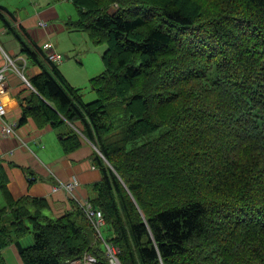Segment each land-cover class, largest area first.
Returning a JSON list of instances; mask_svg holds the SVG:
<instances>
[{
  "label": "trees",
  "instance_id": "trees-1",
  "mask_svg": "<svg viewBox=\"0 0 264 264\" xmlns=\"http://www.w3.org/2000/svg\"><path fill=\"white\" fill-rule=\"evenodd\" d=\"M69 1L68 28L106 45L92 102L2 5L0 23L41 69L20 123L62 128L66 154L99 152L102 239L78 204L50 218L0 178V264L12 244L23 264H111L105 242L117 264H264V0Z\"/></svg>",
  "mask_w": 264,
  "mask_h": 264
},
{
  "label": "crops",
  "instance_id": "crops-1",
  "mask_svg": "<svg viewBox=\"0 0 264 264\" xmlns=\"http://www.w3.org/2000/svg\"><path fill=\"white\" fill-rule=\"evenodd\" d=\"M58 4L56 0H9L4 7L15 13L33 41L47 54L52 51L64 57L71 51L68 35L78 31L68 28ZM69 16V20L75 18ZM41 22L47 24L46 28L40 26ZM0 70L5 76L1 91L4 111L0 116V178L6 180L5 188L11 201L22 197L43 198L48 202V217H61L73 209L76 201H89L94 196L91 185L101 179L93 158L95 149L83 140L79 149L66 154L60 145L62 128L54 129L50 125L38 128L31 118L20 123L24 109L35 95L29 79L40 74L41 69L26 61L18 43L1 23ZM62 75L72 87L80 88L67 79L65 71ZM95 76L89 73L81 80L87 84ZM3 124L13 126L15 135H3ZM73 178L78 180L72 192L75 201L64 189L52 192L53 186ZM5 207L7 200L0 187V208ZM24 241L26 237L20 241L23 247L32 244L24 245ZM1 255L5 264H23L15 244L4 248Z\"/></svg>",
  "mask_w": 264,
  "mask_h": 264
},
{
  "label": "rangeland",
  "instance_id": "rangeland-1",
  "mask_svg": "<svg viewBox=\"0 0 264 264\" xmlns=\"http://www.w3.org/2000/svg\"><path fill=\"white\" fill-rule=\"evenodd\" d=\"M56 1L60 3L57 5L58 10L68 22V17H70L69 15H72V17L77 15L75 6L69 0ZM0 3H3L2 6H7L9 0H0ZM67 38V41L72 43L70 46L71 51L64 56L65 58L59 54L65 62L58 64V70L60 73L62 72V74L63 71H65L67 79L72 82L74 86L82 88L83 100L86 103L92 102L96 99V93L90 86L89 82L85 84L81 78L89 73L93 76H98L103 72L104 65L102 61V54L106 50V45H92L84 31L74 32L68 35ZM76 57L78 59H76ZM63 64L66 65L62 67ZM142 141L143 140H140L139 142ZM43 215L48 217V210H44ZM31 243L32 236L28 235L26 237V241H24V245H29Z\"/></svg>",
  "mask_w": 264,
  "mask_h": 264
},
{
  "label": "built area",
  "instance_id": "built-area-1",
  "mask_svg": "<svg viewBox=\"0 0 264 264\" xmlns=\"http://www.w3.org/2000/svg\"><path fill=\"white\" fill-rule=\"evenodd\" d=\"M40 26L46 27V23H40ZM48 47V46H46ZM49 59L55 63H62V57L54 52L49 53ZM5 81V76L3 74V70H0V116L3 114V105L1 99V91L3 88V84ZM1 132L5 136L15 135V130L13 126L5 125L1 127ZM78 184V180L76 178L71 179L69 182L66 183H59L57 186H53L52 192H56L58 190L64 189L67 191L71 199L74 200V196L72 194L75 186ZM80 208L82 209L85 217L89 220L90 224L92 225L93 229L95 230L97 237L102 239V233L105 227V221L101 210L93 207L89 201L84 202H77ZM106 256L109 258L111 264H117L116 254L118 249L114 246H111L109 243H104ZM96 260L90 256L89 254H84L81 259L73 260L68 262L67 264H95Z\"/></svg>",
  "mask_w": 264,
  "mask_h": 264
},
{
  "label": "clouds",
  "instance_id": "clouds-1",
  "mask_svg": "<svg viewBox=\"0 0 264 264\" xmlns=\"http://www.w3.org/2000/svg\"><path fill=\"white\" fill-rule=\"evenodd\" d=\"M42 23V22H41ZM43 28H46V27H43Z\"/></svg>",
  "mask_w": 264,
  "mask_h": 264
}]
</instances>
